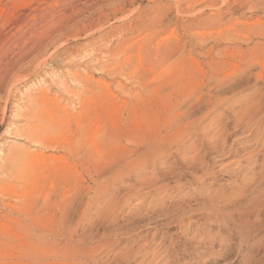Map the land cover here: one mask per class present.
<instances>
[{
	"label": "rangeland",
	"instance_id": "1",
	"mask_svg": "<svg viewBox=\"0 0 264 264\" xmlns=\"http://www.w3.org/2000/svg\"><path fill=\"white\" fill-rule=\"evenodd\" d=\"M2 1L0 180L7 179L3 159L10 147L35 153L42 161V156L48 158L44 163L34 157L25 159L14 194L19 198L3 196L1 200L16 208L9 215L14 220L23 218L17 212L26 207L23 190L39 198L34 213L40 218V230L45 233L56 227L59 230L47 248L63 252L55 260H44V264H264V0H32L21 7H18L20 0L17 3L8 0L13 7L8 2L3 6ZM156 6L160 7L157 11ZM21 13L25 15L22 17ZM143 14L155 15L156 23L165 28L157 25L153 30H142L138 18ZM11 21L18 23L14 26ZM83 22L93 24L90 35L73 32ZM135 28L141 31L137 33ZM155 28L157 35L150 42ZM126 34L132 35L130 41L106 53L110 42L121 41ZM102 37L109 43L98 45ZM87 40H94L96 45L92 53L81 50L75 55L78 63L99 61L108 67L120 62L113 73L98 74L84 69L87 75L92 74L93 80L102 74L100 80L109 84V89L97 83L92 85L93 96L80 93L82 98L89 96L95 101L88 120L77 125L73 119L66 122L63 112L74 115L79 110L77 99L55 94V81L60 80L71 90L84 91L80 83L70 84L64 70L68 61L61 57L62 49L79 47ZM41 44H48L49 51L34 52ZM167 46L172 52L165 55ZM28 50L30 55L25 54ZM33 55L37 58L28 61ZM20 68L23 71L14 75ZM12 80L18 86L8 96L7 87ZM139 80L145 83L172 80V86L156 97L169 98L172 106L175 97L179 102L175 111L179 109L182 113L172 121L169 130L186 118L199 124L193 133L183 135L184 144L195 140L189 155L195 154L196 147L208 145V136L215 125L225 123L231 128L238 120L242 126L224 140V152L231 146L235 149L234 139L248 132L244 149L223 161L215 160L217 154L209 155L211 159L206 158L204 168L189 171L190 176L182 175L187 173L186 169H179L174 176L160 177L165 170L160 164L162 158L156 159L160 167L145 162L141 157L145 147L138 148L135 138L126 140L127 132L121 136L116 128L117 125L124 128V118L132 107L116 82L135 87ZM36 92L44 93L48 100H39L40 105L29 103L27 95ZM54 97L56 103L51 101ZM214 98H218L219 105L208 109L206 102ZM32 110L39 113L33 116ZM206 111L209 113L203 124L199 123ZM27 124L58 141L57 148L34 146L19 139L16 132H23ZM245 125L248 130L243 129ZM132 128L135 134L147 129L144 111L132 117ZM85 135L91 143L82 147L76 157L71 156L70 152ZM220 138L218 142L223 140ZM171 149L177 150L178 160L185 152L176 145ZM173 160L169 157L167 164L176 165ZM206 170L212 177L205 176ZM177 180L182 184L172 187ZM57 207H65L62 227L52 217ZM4 212L8 211L0 207L2 222ZM1 235L0 259H17L24 237L12 236L10 232ZM23 263L27 262L20 264Z\"/></svg>",
	"mask_w": 264,
	"mask_h": 264
},
{
	"label": "bare ground",
	"instance_id": "2",
	"mask_svg": "<svg viewBox=\"0 0 264 264\" xmlns=\"http://www.w3.org/2000/svg\"><path fill=\"white\" fill-rule=\"evenodd\" d=\"M1 1V0H0ZM10 2L12 0H9ZM8 0L2 1L3 6H6L7 2L10 3ZM223 2L227 1V0H222ZM236 1V0H235ZM234 1V2H235ZM16 2V0H15ZM30 2H32V0L28 1V0H20V6L18 5V7L21 6H27V3L29 4ZM233 2V3H234ZM238 2V1H237ZM17 3V2H16ZM15 3V5H16ZM11 5L12 3L8 4V6ZM260 5V4H259ZM13 7V6H12ZM15 7V6H14ZM11 8V7H10ZM16 8V7H15ZM14 8V9H15ZM25 8V7H22ZM156 11L157 9H160L159 6H156ZM13 10V9H12ZM258 10V9H257ZM21 11V9H20ZM120 11V10H119ZM24 12V11H23ZM16 13V11H15ZM14 13V14H15ZM158 14L161 12H157ZM20 14V13H18ZM13 15V14H12ZM22 17L25 14H22ZM20 15V17H21ZM160 15V14H159ZM17 16V15H16ZM148 14H143L142 17L138 18V21L140 23V25H142V30H149L152 29L154 27H157V25L159 26V28H163L162 24H158V21L156 23V18L155 15L148 17ZM8 17V16H7ZM11 17H15L14 15ZM118 17V16H117ZM148 17V18H147ZM16 18V17H15ZM27 18V16H26ZM9 20V18H7ZM17 19V18H16ZM25 19V17H24ZM116 19V18H115ZM160 19V18H159ZM6 21V20H5ZM14 25V23L17 25L16 22L11 21ZM21 22H25V20L21 21ZM82 22V21H81ZM102 22V21H101ZM112 22V21H111ZM132 22V21H131ZM11 23V24H12ZM28 23V22H27ZM25 23V24H27ZM117 23V22H116ZM125 23V22H124ZM9 24V22H8ZM23 25V23H21ZM20 24V25H21ZM30 24V23H29ZM81 27L78 29H74V33L77 34L78 32H84L87 35H90V33L92 32V28H93V24L92 23H81ZM101 24V23H100ZM3 25V24H2ZM14 25V26H16ZM28 25V24H27ZM79 25V24H78ZM111 25V24H110ZM115 25V24H114ZM126 25V24H125ZM1 26V25H0ZM10 26V25H9ZM19 26V25H18ZM26 26V25H25ZM30 26V25H29ZM80 26V25H79ZM113 26V25H112ZM111 26V27H112ZM134 26V25H133ZM132 26V27H133ZM76 27V26H75ZM3 28V27H1ZM7 28V26H6ZM11 29H8L9 31L13 30V26L10 27ZM26 28V27H25ZM126 28V27H125ZM165 28V27H164ZM163 28V29H164ZM101 29V28H100ZM111 29V28H110ZM116 29V28H115ZM132 29V28H130ZM129 29V30H130ZM3 30V29H2ZM2 30H0V33L2 32ZM21 30V29H20ZM134 30V28H133ZM153 30V29H152ZM121 31V30H120ZM128 31V30H127ZM135 31H137V33H139L141 30H139L138 28H135ZM157 28L154 29L153 31V36L150 42L153 41L155 34H156ZM16 32V30H15ZM14 32V33H15ZM72 32V33H73ZM108 32V31H107ZM4 33V32H3ZM17 33V32H16ZM19 33V32H18ZM24 33V32H23ZM112 33V32H111ZM133 33V32H132ZM100 34V33H99ZM116 34V33H115ZM131 34V33H130ZM2 35V34H0ZM9 35V33L7 34V36ZM11 35V34H10ZM17 35V34H16ZM32 35V34H31ZM157 35V34H156ZM4 35V38L7 37ZM15 36V35H13ZM260 36V35H259ZM262 36V35H261ZM24 37V36H23ZM84 37V36H83ZM104 37V36H103ZM98 42V45H103L105 43H107L108 39L106 40L105 38H103ZM107 37V36H106ZM3 38V39H4ZM13 38V37H12ZM123 38V36H122ZM132 38V35L127 37L126 34V38L122 39L121 41H113L112 43L110 42V48L108 49V51L106 53L111 52L112 50L117 49L121 44L125 43L126 41H130V39ZM192 38V37H191ZM258 38V37H257ZM1 37V40H3ZM57 39V38H56ZM119 39V38H118ZM262 39V38H261ZM5 40V39H4ZM2 41V44H4L5 41ZM95 40V39H94ZM94 40H87V42H84L83 44H81V46H75L72 45L70 47H66L64 49H62L63 52V56L61 57L63 61H68L66 63L67 66H65L64 70H66L67 72V77L69 78L70 84H81L82 87H84V91L81 92H77L74 90H71L69 87L64 86V83L61 82L60 80H56L55 83L56 85V92L55 94H60L63 93L64 95L66 94V96L68 95L70 98L74 97V101L75 98L77 99V104L79 107V110L73 115L70 114L67 111H63L64 114V120L66 122H69L70 119H73L74 121H76L77 125H81L82 122L87 121L89 114L91 112V110L93 109L94 106V101L95 99L90 98L89 96H85V97H81L80 93H85V94H90L93 96V90H92V85L94 87V84L97 83H102L103 86L105 88L109 87V84H106L104 82H101V75L99 76V78L97 80H93L92 78V74L91 75H87L85 73V70L88 69H92L93 71H96L98 74L107 71V72H112L117 69V64L118 62H120L118 59V62H116L114 65H110L108 67H106L104 64H102L99 61H95L96 63L94 64H87L86 63H79L75 60L76 56L81 50V52H85V51H91L93 49V47H95L94 45H96V42ZM110 40V39H109ZM112 40V39H111ZM110 40V41H111ZM120 40V39H119ZM234 40V39H233ZM248 40V39H247ZM251 40V39H250ZM264 40V39H263ZM159 41V40H158ZM235 41V40H234ZM252 41V40H251ZM40 42V41H39ZM54 42V41H53ZM1 43V42H0ZM109 43V42H108ZM261 43V42H260ZM51 44V42H50ZM49 44V45H50ZM77 44V43H76ZM177 44V43H176ZM237 44V43H236ZM48 45V44H47ZM46 45V46H47ZM196 45V44H195ZM43 44H41L38 48H35L33 51L35 52H40V53H44L46 51H49L47 48H49L50 46L46 47ZM252 46V45H251ZM4 47V46H3ZM240 47V46H239ZM256 47V46H254ZM154 48V47H153ZM40 49H42V51H39ZM157 49V48H156ZM171 49V48H170ZM168 48V46L165 48V55L166 53H171L172 51ZM32 50V49H30ZM154 50V49H153ZM248 50V49H247ZM61 51V50H60ZM129 51V50H128ZM171 51V52H170ZM50 51V57H52ZM93 51H91L92 53ZM156 52V51H155ZM29 50L25 52V54H29ZM90 53V52H89ZM243 53V52H242ZM24 54V55H25ZM86 54V53H85ZM249 54V53H248ZM30 55V54H29ZM87 55V54H86ZM157 55V54H156ZM164 55V56H165ZM3 56V55H2ZM56 56V55H55ZM58 56V55H57ZM89 57L91 55H88ZM87 56V57H88ZM253 57V53L251 55ZM23 57V56H22ZM95 57V56H93ZM166 57V56H165ZM168 57V55H167ZM247 57V56H244ZM243 57V58H244ZM24 58V57H23ZM27 58V57H26ZM29 58V57H28ZM37 58V55H33L31 56V58H29L28 61H31L32 59ZM92 58V57H91ZM25 59V58H24ZM50 59V58H49ZM168 59V58H167ZM1 60V59H0ZM19 60V59H18ZM16 60V62L18 61ZM43 60V59H42ZM41 60V62H42ZM91 60V59H90ZM89 60V61H90ZM22 61V60H21ZM15 62V63H16ZM23 62V61H22ZM40 62V63H41ZM45 62V59H44ZM211 62V61H210ZM213 62V61H212ZM211 62V63H212ZM253 62V61H251ZM19 63V61H18ZM39 63V64H40ZM76 63V64H75ZM245 63V62H244ZM248 63V62H247ZM17 64V63H16ZM82 69H79L78 67L80 65H83ZM264 64V63H263ZM44 65V64H43ZM72 65H77V67H75V69H73ZM79 65V66H78ZM211 66V65H210ZM18 67V66H17ZM24 67V66H22ZM39 67V65H38ZM41 67V66H40ZM19 68V67H18ZM36 68V67H35ZM251 68V67H248ZM264 68V66H263ZM3 69V68H2ZM85 69V70H84ZM150 69V68H149ZM155 69V67H154ZM7 70V69H6ZM10 70V69H9ZM5 71V70H4ZM23 69H17L15 70L13 73L14 75L16 73H20L22 72ZM7 72V71H6ZM9 72V71H8ZM121 75L124 73H122L121 69H120ZM10 73V72H9ZM12 73V72H11ZM12 73V74H13ZM106 73V72H105ZM111 73V74H112ZM150 73V72H149ZM6 75V73H4ZM4 74L2 77H4ZM110 74V76H111ZM254 74V73H253ZM8 75V74H7ZM13 75V76H14ZM120 75V73H119ZM258 75V73H257ZM255 75V76H257ZM11 75H9L10 77ZM8 77V76H7ZM6 77V78H7ZM35 77V76H34ZM257 77H261V76H257ZM14 78V77H13ZM8 79V78H7ZM18 79V78H17ZM21 79V78H20ZM45 79V78H44ZM133 79V78H132ZM3 79L0 80V82H2ZM104 80V79H103ZM7 81V80H6ZM19 81V80H18ZM46 81V80H45ZM44 82V80H43ZM130 82V81H129ZM140 82L137 81L136 83ZM248 82V81H247ZM118 87L119 92L128 98L129 102H132V107L130 108V112L135 116L136 113H138V111H144L145 112V116H146V123H147V129L142 132L140 131L138 134H135L134 132V128H132V117L134 118V116L132 114H130V112H128V114L125 116L124 118V128L117 125L116 128L120 131V135L122 136V134L125 132H127L126 134V140H135L136 142H138V148L145 147L143 153H142V160L149 161L151 164H153L154 166L160 167V165H158V163L156 162L157 158H162L161 160V166L164 167V173H161L160 177H170V175L174 176L178 170L180 169H186L187 173H183L182 175L184 176H188V172L189 171H196V170H200L203 169L204 166L206 165V158L209 155L212 154H217L216 157L217 161H223L225 159L228 158H232V156H234L233 154L238 152V150L240 151L241 149H244L243 147H245V144L247 143V136H248V132L246 134H243V136H240V138H235L234 139V145H235V149H233L231 146L228 148L227 152L225 153V142L224 140L230 135L232 134V132H234L235 130H237L240 126V121L238 120L235 125L231 128L228 127V125H226L225 123L222 125H215V127L212 129L214 131L210 132V136H208V145L207 146H200V147H196V152L195 154H191L189 155L188 153L190 152V147L194 145V141L188 142L187 144H184L183 142H185L183 140L185 135L184 133L187 132L189 135L191 133H193L194 129L196 126H198L197 124H195V122H192L189 119H184L183 121L179 122L178 124H176L173 128H171L170 130L168 129L171 124L174 122L173 120L176 119V117H178L180 115V113H182L181 111H175L177 110L178 107V101H177V97H175L174 101L176 102L173 106L172 103H169L167 97L164 98H158L156 97V95H158V93L160 91H162L163 89H165L168 86H172V80H167L164 83H151V82H144V80L140 83H138L137 86L132 87V86H126L125 84H122L120 82H116ZM133 84V83H132ZM179 84V83H178ZM190 85V84H189ZM3 86V84H0V88ZM18 84L16 85V82L13 80L11 82H9L7 90H8V96L12 93V91H14L17 88ZM135 88V89H134ZM179 88H182V86H179ZM178 88V89H179ZM26 90L27 86L25 87ZM109 89V88H108ZM183 89V88H182ZM192 89V88H191ZM231 90L234 89L233 86H231L230 88ZM17 90V89H16ZM220 91V90H219ZM185 93V92H184ZM184 93L182 95H184ZM95 94V93H94ZM178 94V93H177ZM98 95V94H97ZM111 97L113 99H116V96L112 95L110 93ZM181 95V94H179ZM187 95V94H186ZM185 95V96H186ZM218 95V94H215ZM47 95H44V93H40V92H36L33 95H27V101L29 103H34L36 105H40V101L39 100H48L47 99ZM181 98V97H180ZM184 98V97H183ZM182 98V99H183ZM187 98V97H186ZM200 97H198L196 100H199ZM181 99V100H182ZM56 97H54L53 99H51L52 102L56 103ZM180 100V101H181ZM72 101V102H74ZM256 101V100H255ZM123 103H126L125 100H122ZM183 102V101H182ZM222 102V101H221ZM50 103V102H49ZM48 103V105H49ZM53 103V104H55ZM208 109H210L209 107L212 105V107L214 106H218L219 105V100L218 98H214V99H209L207 102ZM246 103V102H245ZM249 103V102H248ZM246 103V104H248ZM252 103V101H251ZM45 104V101H44ZM47 104V102H46ZM256 104V103H255ZM206 105V104H205ZM51 106V105H50ZM252 106V105H251ZM54 107V106H53ZM244 107V106H243ZM241 109V108H240ZM207 110V108H206ZM186 111V110H185ZM210 111V110H209ZM209 111L203 112V118H201L202 120H200L199 123H202L203 120L205 119L206 115L209 113ZM213 111V110H212ZM36 113H39L38 110L35 111H31V114H33V116H36ZM234 113V112H232ZM237 113V112H236ZM247 114V113H246ZM245 114V115H246ZM182 115V114H181ZM61 116V115H60ZM59 116V117H60ZM244 116V115H243ZM236 117V116H235ZM234 117V118H235ZM47 118V117H44ZM61 118V117H60ZM182 118V117H181ZM237 119V118H236ZM245 119V118H244ZM50 120V118L48 119V121ZM193 120V119H192ZM231 120V119H230ZM173 121V122H172ZM234 120H232L231 122H233ZM50 123H54L53 121H50ZM248 122L246 121V124ZM203 124V123H202ZM213 124V123H212ZM250 126V124H249ZM114 127V126H113ZM209 126H207L208 128ZM212 127V126H211ZM115 128V127H114ZM23 132L21 133H17L16 135H18V137H20L19 139H25L28 140L30 142L31 145L34 146H43V147H55L56 144H58V141H53L52 138L49 137V135H45L44 131L42 133H40L35 126L32 125H25L23 128ZM136 129V128H135ZM168 129V130H167ZM206 129V128H205ZM209 129V128H208ZM211 129V128H210ZM243 129H247L246 125L243 127ZM137 130V129H136ZM203 132V131H202ZM204 133V132H203ZM206 133V132H205ZM243 133V132H242ZM187 135V136H189ZM204 135V134H203ZM192 136V135H191ZM133 137V138H132ZM193 137V136H192ZM205 137V136H204ZM222 137L223 140L221 142H218V138ZM228 137V138H229ZM187 138V137H186ZM185 138V139H186ZM191 138V137H190ZM206 138V137H205ZM220 138V139H222ZM132 140V141H133ZM134 141V142H135ZM91 142L86 141V135L84 136V138H82L79 142L78 145H76V147L70 152L71 156H77V153H79V150L84 147V146H88V144ZM204 144V143H203ZM201 143V145H203ZM180 146L183 149V154L181 155L180 160H178V157L176 156V151L174 152V150H172L171 148H173V146ZM200 145V143H199ZM205 145V144H204ZM236 145H239V147L241 148H237ZM196 146V145H195ZM194 146V147H195ZM230 146V145H229ZM52 147V148H53ZM129 147V146H128ZM57 148V147H55ZM59 148V147H58ZM190 148V149H189ZM129 149V148H128ZM137 149V148H136ZM194 149V148H193ZM259 149V148H258ZM261 149V148H260ZM168 151V154H165V151ZM232 150V152H231ZM131 151V150H130ZM135 151V150H134ZM128 153V152H127ZM258 154V153H257ZM264 154V153H263ZM37 154H32L31 152L28 151H22L19 147L18 148H14V147H10L8 149V152L6 153V157L3 159L4 163H3V168H4V172H5V177L7 178L6 180H0V207H4L6 208V210L8 212H4L2 217L5 218V222L0 221V235L1 234H6V233H11L12 236H19L18 234H20L21 237H24V240L22 243H19L20 247H21V253L20 255L17 256V259L15 260L14 258H1L0 259V264H20L22 263L24 260L28 263V264H44V260H55L59 257H61L63 255V252L59 249H48L47 245L50 242H54L55 239L57 238L58 234H59V230L57 229H53L51 231H49V233H45L42 232L40 230L39 227V222H40V218L34 213V211L37 209V203L39 198L35 197L33 198V196L30 195L29 191H25L23 190V194L25 195L23 201L26 204L25 208H18L19 210L17 212H19L20 214L23 215V218H19V219H11L10 218V212L11 211H15V207L13 206V204L2 201V197L6 196L7 197H17L19 198V196L14 195L16 190L18 189V187L16 186V184L18 185V183H20V170L22 169V163L25 159L30 160L31 157H34L35 160H38L42 163L45 162V159L48 158V156H42L43 161L39 160V157L36 156ZM170 155V156H169ZM75 156V157H76ZM51 157V156H50ZM171 157L175 160V164L176 165H172V164H167V162L170 163V161H168V158ZM215 157V155H214ZM210 158V156H209ZM211 159V158H210ZM251 159V158H250ZM167 160V161H166ZM173 160V161H174ZM241 160V159H240ZM26 161V160H25ZM48 160H46V167H49V163L47 162ZM181 161V162H178ZM39 162L40 165H42ZM184 162V163H183ZM235 162V161H234ZM174 163V162H173ZM144 165V164H143ZM253 165V164H252ZM171 166V168H170ZM238 166V165H237ZM2 167V166H1ZM250 169V168H249ZM213 170V169H212ZM227 170V169H226ZM207 171V170H206ZM205 171V172H206ZM258 171V170H257ZM220 172V171H219ZM262 172V171H261ZM264 172V171H263ZM210 172L207 171V173L205 174L206 177H212L211 174H209ZM215 173V172H214ZM259 173V172H258ZM234 174V173H233ZM232 174V175H233ZM194 175V174H193ZM227 175V174H226ZM250 175V174H249ZM253 175V174H252ZM190 176V175H189ZM262 176V175H261ZM178 177V176H177ZM181 177V176H180ZM183 177V176H182ZM203 177V176H202ZM195 178V177H193ZM199 178V177H198ZM251 178V177H250ZM196 179V178H195ZM157 179H155L156 181ZM198 180V179H197ZM228 180V179H227ZM196 181V180H193ZM201 181V180H200ZM177 182V183H176ZM176 184H173L172 187L175 186H179L182 184V182H178V180L176 181ZM231 182V181H230ZM242 182V181H241ZM227 183V181H226ZM228 184V183H227ZM145 185V184H144ZM143 185V186H144ZM168 185V184H167ZM161 187V186H160ZM158 187V188H160ZM222 187V186H221ZM162 188V187H161ZM169 188V187H168ZM162 191V190H160ZM76 191L74 194V199L76 196ZM47 196V195H46ZM45 196V198H46ZM37 200V201H35ZM72 201L69 202V204H71ZM15 205V204H14ZM21 207H23L21 205ZM57 211H55L52 214V217L55 219V221L62 227L64 226V222H65V207H57L56 208ZM16 212V211H15ZM19 215V214H17ZM1 217V218H2ZM13 218V217H12ZM2 220V219H1ZM178 220V219H177ZM180 226V225H179ZM17 231V232H16ZM10 235V234H9ZM2 236V235H1ZM4 236V235H3ZM20 242V241H19ZM2 243V242H0ZM9 243H3L2 245H6L8 246ZM75 253V252H74ZM13 255V254H12ZM11 255V256H12ZM7 257V256H6ZM21 260H23L21 262ZM26 263V264H27ZM24 264V263H23Z\"/></svg>",
	"mask_w": 264,
	"mask_h": 264
}]
</instances>
